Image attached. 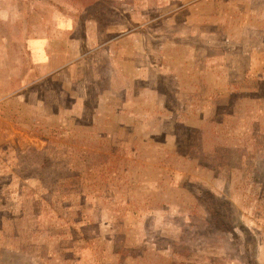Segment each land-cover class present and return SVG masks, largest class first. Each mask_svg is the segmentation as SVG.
I'll list each match as a JSON object with an SVG mask.
<instances>
[{"label": "rangeland", "instance_id": "374dc122", "mask_svg": "<svg viewBox=\"0 0 264 264\" xmlns=\"http://www.w3.org/2000/svg\"><path fill=\"white\" fill-rule=\"evenodd\" d=\"M0 264H264V0H0Z\"/></svg>", "mask_w": 264, "mask_h": 264}, {"label": "crops", "instance_id": "0c3cea01", "mask_svg": "<svg viewBox=\"0 0 264 264\" xmlns=\"http://www.w3.org/2000/svg\"><path fill=\"white\" fill-rule=\"evenodd\" d=\"M28 48L31 50L32 60L35 63L40 62V65H43V68H46L52 57V54L50 53V39L45 36L36 40H29ZM51 72L52 71H49L48 73ZM48 73H45V76L48 75Z\"/></svg>", "mask_w": 264, "mask_h": 264}, {"label": "trees", "instance_id": "16d2710c", "mask_svg": "<svg viewBox=\"0 0 264 264\" xmlns=\"http://www.w3.org/2000/svg\"><path fill=\"white\" fill-rule=\"evenodd\" d=\"M247 244H248V247H249V246L252 247V244H251V243L248 242ZM251 247H250V248H251ZM245 248L247 249V247H245ZM253 255H254V254H253Z\"/></svg>", "mask_w": 264, "mask_h": 264}]
</instances>
